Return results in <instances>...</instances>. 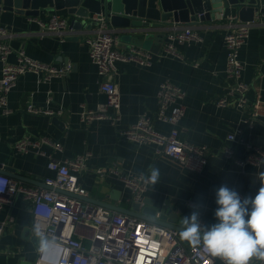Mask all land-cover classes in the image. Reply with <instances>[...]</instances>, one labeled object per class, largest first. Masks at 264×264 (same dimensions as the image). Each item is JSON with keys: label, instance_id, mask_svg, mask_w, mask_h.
Wrapping results in <instances>:
<instances>
[{"label": "crops", "instance_id": "crops-1", "mask_svg": "<svg viewBox=\"0 0 264 264\" xmlns=\"http://www.w3.org/2000/svg\"><path fill=\"white\" fill-rule=\"evenodd\" d=\"M55 14L69 18L70 34L43 33L41 23L48 22ZM235 15L227 12L221 19L179 24L180 29L184 26L195 28L203 42L179 44L178 57L163 53L167 32L172 26L154 32L153 38L145 42L135 41L127 32L117 29L120 49L142 47L152 54L153 62L151 66L117 62L118 71L112 79L123 97L122 121L115 127L108 121L85 124L81 120L84 110H94L106 102L100 89L102 78L89 56L88 39L94 27L83 21L81 29L72 27L75 18L65 12H42L39 17L0 12V28L11 34L8 43L14 50L23 51L29 58L57 69L72 67L64 77L48 82L35 73L21 75L9 94V107L14 112L9 115L0 112V171L14 168L16 176H11L14 180L30 187H42L46 178L56 176L48 167L52 159L63 161L88 152L87 169L79 174L80 183L88 191L84 200L133 216L130 190L114 175L99 178L97 170L117 166L123 173L139 174L149 173V166H155L160 169L161 178L150 185L143 208L158 209L157 218L166 214L168 224L174 225L194 210L199 211L207 227L216 223L215 193L222 185L236 190L242 199L254 198L261 187L259 174L264 172V163L243 165L236 160L245 162L250 146L264 150V115L252 127H246L243 120L247 117V109L235 104L221 108L216 103L232 84L226 74L228 54L224 39L231 30L228 18ZM8 60L17 63V54H11ZM240 60L244 65L242 79L249 86L246 94L249 102L259 97L264 101V18L256 20L248 43L241 50ZM2 69L0 61V79ZM165 81L187 92V110L179 127L180 139L196 146H207L211 152L202 174L189 172L164 155L156 156L155 147L136 145L122 135V131L136 124L142 114L154 116L158 109L157 93ZM30 106L40 113L29 112ZM154 128L164 135L172 129L158 120H154ZM237 128L243 129L242 139L231 143L228 137ZM27 137L32 140L47 138L60 144L62 150L45 144L42 146L44 155L21 154L16 144ZM226 146L235 150V158L225 156ZM8 215L14 217L15 223L8 225L0 235V264H36L39 256L37 240L30 231L33 222L30 203L18 198L14 206H6L0 213V222Z\"/></svg>", "mask_w": 264, "mask_h": 264}, {"label": "built area", "instance_id": "built-area-1", "mask_svg": "<svg viewBox=\"0 0 264 264\" xmlns=\"http://www.w3.org/2000/svg\"><path fill=\"white\" fill-rule=\"evenodd\" d=\"M264 18L258 14L251 22H242L238 16L228 18L231 30L226 34L224 45L227 50L226 74L232 84L226 87L224 94L217 100V106L225 108L235 104L240 109H247L243 125L252 127L264 115V101L259 97L250 103L247 98L249 86L243 81L244 65L240 60L242 48L247 45L251 30L256 20ZM93 34L88 39L89 56L97 66L102 78L101 92L106 102L94 110H84L81 120L85 124L93 121H108L115 127L122 121V97L118 85L112 79L116 76L117 62L135 63L151 66L153 56L142 47L132 46L128 50L119 47V31L103 15L91 18ZM44 34L66 36L72 31L69 18L58 14L52 15L48 22L41 23ZM167 32L163 53L178 57L177 46L180 44H199L203 38L192 26L178 25ZM168 30V29H167ZM11 34L0 28V61L3 64L0 79V112L9 115V94L16 87L21 75L35 73L41 75L44 82L56 77H64L72 69L70 65L57 69L29 58L23 51L14 50L8 40ZM17 54V63H10L11 54ZM195 66H199L197 63ZM187 92L170 81L163 82L157 93L158 109L154 116L147 113L139 117L136 124L122 131V135L131 143L139 146L155 147L156 156H165L184 167L189 172L202 174L211 154L207 146H196L180 139V124L186 114ZM29 112L39 114L33 106ZM154 120L172 127L168 134L154 128ZM243 129L237 128L228 137L231 143L242 139ZM54 146L62 150L60 144H54L47 138L32 140L24 138L16 144L21 154L35 152L44 155L42 146ZM227 158H235V150L226 146ZM90 153L79 154L75 158L57 161L52 159L48 167L56 173L55 177L46 178L42 187H30L19 183L12 177L0 172V213L6 206H14L18 198L30 203L32 216L31 227L40 221L50 237L62 244L63 254L60 264H224L219 257L206 253L202 246L185 242L180 231L171 227L147 221L145 219L113 212L106 207L89 204L84 200L88 191L80 183L79 174L87 169ZM239 164L260 166L264 163V150L250 146L249 156ZM117 166L107 170L98 169L97 175L118 177L131 192L133 204L145 206V196L151 183L147 182L150 173H123ZM13 216L0 222V235L8 225L14 224ZM200 223L206 226L200 216ZM35 238V237H33ZM36 239V238H35ZM39 260V258H38ZM37 260V261H38ZM37 264V262H36ZM250 264H264L256 260Z\"/></svg>", "mask_w": 264, "mask_h": 264}, {"label": "water", "instance_id": "water-1", "mask_svg": "<svg viewBox=\"0 0 264 264\" xmlns=\"http://www.w3.org/2000/svg\"><path fill=\"white\" fill-rule=\"evenodd\" d=\"M4 11L30 17H39L42 12H65L75 18L72 27L78 29L83 24L80 22L92 27V16L103 15L114 28L124 30L135 41L145 42L167 26L221 19L227 12H234L242 22H251L264 13V0H0V12ZM15 172L9 167L2 173L11 177L16 176ZM133 210V216L180 231L181 223L168 224L166 214L157 218L158 209L133 204Z\"/></svg>", "mask_w": 264, "mask_h": 264}, {"label": "clouds", "instance_id": "clouds-1", "mask_svg": "<svg viewBox=\"0 0 264 264\" xmlns=\"http://www.w3.org/2000/svg\"><path fill=\"white\" fill-rule=\"evenodd\" d=\"M147 182L155 185L161 178L158 167L149 166ZM261 187L254 198H241L239 193L222 185L216 190V223L202 226L199 211L183 218L180 236L190 244L202 246L224 264H250L253 258L264 262V172L259 174ZM36 238L37 264H60L63 247L50 237L40 221L31 227Z\"/></svg>", "mask_w": 264, "mask_h": 264}]
</instances>
